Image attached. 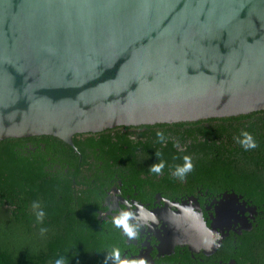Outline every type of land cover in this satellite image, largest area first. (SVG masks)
<instances>
[{
  "label": "water",
  "instance_id": "95a60500",
  "mask_svg": "<svg viewBox=\"0 0 264 264\" xmlns=\"http://www.w3.org/2000/svg\"><path fill=\"white\" fill-rule=\"evenodd\" d=\"M261 110L264 0H0V140L73 147L80 133ZM180 209L176 241L192 247L206 223ZM246 213L221 195L213 249L232 224L251 228Z\"/></svg>",
  "mask_w": 264,
  "mask_h": 264
},
{
  "label": "trees",
  "instance_id": "16d2710c",
  "mask_svg": "<svg viewBox=\"0 0 264 264\" xmlns=\"http://www.w3.org/2000/svg\"><path fill=\"white\" fill-rule=\"evenodd\" d=\"M131 128L74 135L73 147L49 135L0 140V264H35L38 256L44 264H55L58 255L66 264H83L82 255L91 245L81 241L82 255L71 261L74 247L78 249L75 235L87 231L92 218L76 211L85 204L72 189V178L79 158L90 154L103 163L134 162L148 155L141 158L156 164L162 160L167 176L184 166V156L190 157L193 168L184 176L192 187L235 192L256 207L251 229L237 236L242 242L239 264H264V110ZM245 131L256 141L255 149L245 151L238 143ZM39 212L44 216L37 221Z\"/></svg>",
  "mask_w": 264,
  "mask_h": 264
},
{
  "label": "flooded vegetation",
  "instance_id": "af4514ba",
  "mask_svg": "<svg viewBox=\"0 0 264 264\" xmlns=\"http://www.w3.org/2000/svg\"><path fill=\"white\" fill-rule=\"evenodd\" d=\"M130 127L134 129L138 126ZM144 130L142 128L139 131ZM75 135L77 138L87 137L86 133ZM90 155L91 158L86 160L79 158L74 169L76 172L74 174L77 175L72 178V189L75 194L77 192L78 196H81L80 202L85 204L76 211L89 214L92 219L87 225L89 232L84 231L75 235L78 240L74 246L76 245L78 249L74 247L73 253L76 256L74 255L71 261L76 259L77 254L82 255V247L79 243L86 241L91 245V249L84 256L82 255L83 264H114L108 253L114 245L122 248V259L127 254L129 258L143 259L145 264L240 263L242 242L238 241L237 236L251 228L241 230L238 224H232L228 231H224L223 238L214 249L206 248L202 241L192 247L176 241L178 229L184 226L178 224L182 221L177 217V212L181 210L180 206L187 208L196 205L197 207H193L192 211L201 213L206 225L210 227L214 206L224 192L215 193L200 184L192 187L185 177L180 179L174 175H165V167L161 171L164 174L151 173L149 169L156 162L141 158L148 155L141 154L140 159L134 162L112 160L108 163L96 161L94 155ZM125 201L133 207L129 209ZM137 205L143 206L146 216L149 213L153 214L154 220L145 222L143 219H138ZM122 208L131 211L132 215L128 223L135 225V231L138 233L136 239L125 236L126 248L120 244L117 235L120 230L111 225L112 217L118 215ZM245 215L251 223L255 214L253 218H249L247 213ZM58 258L61 257L58 255ZM43 260L42 256H38L33 257L32 261L35 264H44ZM8 264L14 263L8 261Z\"/></svg>",
  "mask_w": 264,
  "mask_h": 264
},
{
  "label": "clouds",
  "instance_id": "9594fccd",
  "mask_svg": "<svg viewBox=\"0 0 264 264\" xmlns=\"http://www.w3.org/2000/svg\"><path fill=\"white\" fill-rule=\"evenodd\" d=\"M157 137L162 141L164 139L163 134L160 132H157ZM241 139L238 140V143L241 145L242 148H244L245 151L255 149L257 147L256 141L253 139V136L249 132H242L241 133ZM160 154L157 153V156ZM184 166L182 168H179L175 170L173 175L175 177H178L180 179H183L185 172L192 171L193 165L191 162V158L188 156L183 157ZM164 168V162L161 160L160 163L154 164L150 167L149 171L151 173L160 174L162 169ZM125 204H128V208L131 209L133 207L132 204H129L128 201H125ZM33 207L35 208L36 205L34 204ZM139 211V217L138 219H143L145 222L148 220H154V215L149 213L147 216L145 215V210L142 205L136 206ZM182 210L190 214L193 219L200 220V217L192 211L190 208H185L182 205L180 206ZM132 215L130 210H124L123 208L119 211V214L116 216H113L111 219V225L113 228L120 230L122 232V235H120V232L117 233L120 239V244L124 245L126 248L127 245L124 244V238L125 236L128 238H134L136 239L138 237V233L135 231V225H129L128 220L129 217ZM44 216V212H39L36 214L37 221H40L41 217ZM200 227L204 231V235L202 237V242L205 245L206 248H210L212 245H216V241L220 239L219 235H214L210 229L207 228L206 225H203L200 223ZM46 231V229H41V232ZM218 246V245H217ZM121 252L122 248L120 246H112L110 250L108 251L109 255L112 257L114 264H145V261L143 259H137V258H129V256L126 254L124 258H121ZM55 264H66V261L64 257L58 258L55 260Z\"/></svg>",
  "mask_w": 264,
  "mask_h": 264
}]
</instances>
